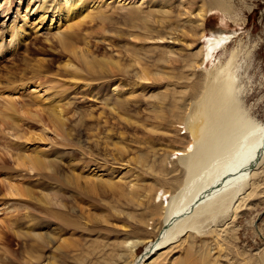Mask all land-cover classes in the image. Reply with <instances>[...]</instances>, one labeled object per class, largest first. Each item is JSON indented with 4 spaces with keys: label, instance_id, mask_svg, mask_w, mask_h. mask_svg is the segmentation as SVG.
Returning a JSON list of instances; mask_svg holds the SVG:
<instances>
[{
    "label": "rangeland",
    "instance_id": "1",
    "mask_svg": "<svg viewBox=\"0 0 264 264\" xmlns=\"http://www.w3.org/2000/svg\"><path fill=\"white\" fill-rule=\"evenodd\" d=\"M158 1L152 7L150 0H109L107 7H99L104 10L102 16L110 17L107 25L88 24L86 20L77 27L76 18L68 20L75 31L86 36V50L92 52L98 45L100 51L94 55L99 59L111 55L120 68L127 70V76L124 78L122 71L107 65L106 84L83 82L89 85L85 91L69 90L62 94L66 121L62 129L22 122L25 141L16 145L29 154L44 151V168L31 172L16 167L18 159L13 145L7 147L0 142V157L3 159L7 153L9 157H4L7 166L21 172L18 175L0 172V264H10L17 250L10 230L23 232L30 218L51 221L46 229H34L53 238L38 264H131L133 258L144 254L148 242H155L171 208H179L186 199L204 192L217 177L238 165L255 144L259 128L264 125V0H216L213 8L208 0H166V5ZM9 3L6 0L0 3V38H4V45L10 41L4 26L14 15L16 0L10 6ZM160 8H165L166 14L157 13L165 11ZM200 9L207 11L206 33L235 34L224 49L204 64L200 53L203 40L192 31L197 23L195 14ZM95 14L89 13L91 17ZM66 25L59 33L66 31ZM57 34L55 30L45 31L36 38L32 31L17 51L4 57L0 64V98L15 95L16 88L7 84V80L32 75V70L24 71L26 63L34 68L40 65L41 74L42 67L45 71L42 79H27L32 83L27 91L29 96L37 85H40L38 92L44 86H58L56 79L63 81L64 84L60 83L64 86L83 81L87 75L77 61L74 65L77 78L56 75L67 60L48 50ZM160 35L167 39L158 38ZM85 46L79 45L77 51L85 52ZM115 87L117 91L113 93ZM212 88L218 105L224 103L220 106L222 123L211 122L220 124L211 129L214 134L208 129L209 123L203 132L206 135L207 130L208 134L200 140L205 142L212 135L214 138L206 140L205 146L201 142L199 146L203 147L199 151L193 149L191 160L188 156L174 159L172 152L183 151L190 140L186 118L207 96V89ZM58 91V88L51 90L48 97ZM115 103L124 106L109 109L108 105ZM195 145L198 149V143ZM71 152L76 153L74 157ZM260 154L254 164L246 167L247 177L239 185L228 187L230 190L216 197L213 205L195 212L193 207L192 214L180 211L179 223L174 222L172 229L176 235L170 243L140 264H264V150ZM180 159L194 164L188 163L192 166L188 168L191 173ZM51 168L57 169L63 183L75 180L84 195L76 194L68 185L46 180L52 175ZM158 173L168 181L163 187L170 202L164 207L155 199L153 203L160 206L156 210L150 206L149 193L162 186L156 179ZM87 183H94L95 190L88 189ZM105 184L106 196H97ZM15 186L19 187L21 197L12 192ZM25 186L31 198L25 193ZM235 189L237 192L231 196ZM4 195L9 201L2 200ZM36 197H43L48 206L39 205L33 199ZM51 213H60L59 216L72 219L78 226L64 228L49 216ZM175 228L181 232L177 233ZM100 231H107V235H101L104 233ZM125 241L142 242L133 258L129 251L121 252ZM23 243L29 245L19 250L21 263L32 264L30 258L39 251L30 246L31 239H23ZM119 254L125 255L120 258Z\"/></svg>",
    "mask_w": 264,
    "mask_h": 264
},
{
    "label": "bare ground",
    "instance_id": "2",
    "mask_svg": "<svg viewBox=\"0 0 264 264\" xmlns=\"http://www.w3.org/2000/svg\"><path fill=\"white\" fill-rule=\"evenodd\" d=\"M4 1L5 0H0V3H3ZM6 1L10 2L9 3V6H10L12 0H6ZM160 1L163 2L161 3V5H166L167 3L166 0H160ZM215 1L216 0H208V4L210 8H213ZM108 2L109 0H16V8L13 13L14 15L11 17V20L4 26V29H6V34H7L6 37L8 36L10 38V41L4 45L3 44L4 38H0V64L4 61L5 59L4 57L6 55H11V53L18 50L17 48H19L20 43L24 42L25 41L24 39L29 37L30 32L33 31L37 38V37H42L45 31L51 32V30H55L58 34L53 39L54 41L49 43L50 47L48 48V50L52 54H55L58 58H63V57L67 58L65 65H63V67L59 69L56 75L58 77H69V78L71 77L72 79L77 78L78 77L77 68L74 67L76 61L78 62V64H80L81 70L84 71L85 74L87 75L86 77H84L83 81L77 82L76 80V81L70 82L69 84L65 85L66 87L64 85H61L60 82H63V81H61L60 79H56V84H58V86H55L53 88H51V86H44L41 88L39 92L36 90L39 89L40 85H37L38 87L37 86L35 87V91H32L31 92L32 95L30 96L27 93V91L29 92V90L31 89L29 87L30 84H32L30 82L31 81L30 79H33V78L42 79V77H44V72H45L43 70L44 67H42V74H41L40 65L34 68L32 66H29V64L26 63L24 64L25 65L24 71L32 70L33 73L31 76H27V77L24 76L23 78H12L11 80H7V84H12L13 88H16V91H13L15 92L16 96L8 95V96L0 98V142L6 144L7 147H9L10 145H13L12 150L15 151L14 155L16 159H18V163L16 167L27 168L29 171L34 172L36 169L44 168L45 163H46L44 151L36 150L35 152L29 154L26 151V149H20L16 145L17 142H21L22 140L23 142L25 141V138L22 133V127H23L22 122L23 121L28 122V124L30 125L33 123L32 124L33 126L37 124L38 126H42L44 128L46 127V125H52L54 127H57V129L58 128L62 129L66 122L64 118V111H63V108L61 107L62 101H63V99L61 98L62 94H64L65 92L69 90L70 92L76 91V90L85 91L86 89L85 86L88 87L89 85L84 84V83L95 81V82H99L102 85L106 84L107 83V69L104 68V66L107 67V65H112L115 68H117L118 71H122L125 74V75L123 74L124 78L127 76V70L120 68L119 62L114 61L111 55H108V56L106 55L107 58H104L103 56L100 59L94 55V52L100 51L98 48L99 47L98 45L95 44L96 49L93 50L92 52L89 50H86L87 43H88L86 41V36H83L80 31H75V26L73 24L71 23L68 24V20L74 19V18L77 19V23H78L77 27H80V25L85 24L86 20L88 24H95V25H101V26L110 24V17L105 18L104 16H102V11L104 10H101V11L99 10V7H102V6L107 7ZM158 2H159L158 0H150V3H151L150 5H152V7L153 6L155 7V5H157ZM159 10H165V8L164 9L160 8ZM87 11L89 12L87 13ZM152 11L154 10L152 9ZM166 11L167 10L162 11V12H157V13L166 14L165 13ZM90 12L96 13L94 15L95 17H91V15H89ZM206 12L207 11L203 9H200L196 12L195 17L197 19V23L192 30L194 33L193 35L198 36L199 40H203V46L201 47V50H200L201 64L206 63L209 59L214 57L215 53L224 49L226 44L229 43L230 39L233 38V36L235 35L234 33H230L229 35H227L225 32H221V31L215 32V33H206L204 31V21L207 15ZM1 15L2 13L0 12V17ZM30 19L32 20V22H30L29 24L28 20ZM17 21H19V23ZM65 25L67 27L65 29L66 31L59 33V30L62 27H65ZM148 31L150 32L151 29H149ZM156 35H158V33ZM157 37L160 39L166 38L161 35ZM173 42L175 43V40H173ZM82 44L86 45L85 52L84 50H80L78 52L77 49L79 45H82ZM27 79H29L30 81ZM140 79H143V78H140ZM56 88L60 89V91H58L59 93H56L48 97L50 95L49 93H51V90H56ZM213 89L214 88L210 89V91H208L207 89V92H206L207 96L201 102H199L197 106H195L191 115L188 114L189 117L186 116L187 117L185 121L186 130H187L190 140L188 144L184 147L183 151H177V152L173 151L172 152L171 155H174V159L179 160V158L184 157V159H186L185 157L187 156L188 158L191 157L192 156L191 153L193 152V149L199 151L200 147L205 146L204 143H206L207 139L204 138V140L206 139L205 142H202L200 139H202L203 136L206 137V135L208 134L207 130L205 131L206 135L205 133H203L206 126L209 127V123L213 125L212 127L210 125L211 128L210 127L208 128L209 130H211V129L216 128L215 126L216 124L222 123L219 117L220 115H223V111L221 107L224 105V103L223 104L219 103L222 105V106L220 105L221 107L218 105V103L216 102L217 100L216 95L215 96L212 95L213 92L211 90ZM116 91H117V87L113 88L112 92L115 93ZM40 92L43 94H41ZM59 94L60 96H58ZM104 105H106L107 107V103H104ZM108 106H111L109 109L114 110V108H118V106L122 108L124 104L120 103L118 105L115 103L114 105L110 104ZM227 107L225 104L226 110H229V108L227 109ZM225 108H223V110ZM81 119L82 118L80 117L79 121H81ZM221 119H223V117ZM214 120H216V122L217 120H219L218 121L219 123L212 124L211 122H213ZM259 131L260 133L258 134L259 136L257 135L258 137L256 138L257 140L255 144L252 146L251 150L248 152L246 157L244 156V159L240 163H238V165L235 164L236 166L231 167L229 172L227 171V174H224V176L220 175L221 176L220 178L217 177V179L213 182V184L210 185L204 192H201L200 194L192 197L191 199L190 198L186 199L185 202L179 206V208L178 206L176 207V209L171 208V210L173 209L175 210L173 211L170 210V212L166 216H164L165 218L164 223L162 227L160 228L158 235L156 236L155 242L150 241L146 244V249L144 251V254L141 257L133 258L138 246L142 244L141 241L140 242L139 241H130V242L125 241L122 244L121 252L124 253L125 251H127L128 253L129 251L130 257L133 258V260L131 261V264H140L145 260L147 261L149 257H152L151 255L155 254L156 251L161 249V247L164 246L168 241H169L168 243H170V240L176 235L174 234L175 230L172 231V229H174L173 227L175 226L174 222L179 223L177 222L178 220L177 215L180 211H183L184 209L185 214L186 213L192 214L193 212H195V210L197 211L203 207L210 205L215 200L216 197L225 193L227 189L229 188L231 189L233 185L234 187L237 184L239 185L245 179V177H247V174L244 173L246 171V167L250 166L251 163H253L255 159H258L257 158L258 154H260V151L264 150V125L259 128ZM214 133L215 132H213V134ZM212 136L211 138L210 137L208 138L207 136L208 138L207 141L212 140V138H214ZM201 142L203 146L202 145L199 146ZM196 143H198V146H199V147L197 146L198 149L195 148ZM204 148H203V151L207 152V150H205L206 148L205 149ZM70 154L71 156L74 157L76 153L71 152ZM4 157L6 159V157H9V156L7 153H4L3 159L2 157H0V160H2L0 161V172L13 173L16 175L20 174L21 172L19 173L18 168L16 169L14 167L7 166V162H6L7 160L4 161ZM12 159L14 162L15 158H12ZM184 159L183 160L180 159V160L184 161L185 164L184 163L183 164L185 166L186 164L188 165V163L191 162L189 161L186 163ZM188 160H191V158H189ZM190 166L189 165L188 167L186 166L187 169L192 168V166L191 167ZM51 172H52V175L48 179L46 178L44 179L49 180L50 182L57 184V185H60V184L65 185V186L68 185L75 193L78 192L79 194H81L80 196L84 195V193L79 190L77 182L75 180H70L69 183H63L61 174L57 171V169L55 170L51 168ZM26 175H29V174H26ZM158 175L161 176L159 173L156 175L157 182L159 183V185L161 184L162 186H160V188H158L157 190L153 189V193H151L152 190H150V193L148 192L149 195L152 194L151 196L152 204L150 206H152V208H156V210H158L160 206H157L153 203L155 199H157L161 203L162 206L165 204L164 207L168 206V203L170 202V201L169 202L167 201V197H169L168 191H166V189H164L163 187L164 183L168 184V181L165 180L163 177H159ZM34 176L35 174L32 175V178H34ZM18 177L23 178V179L26 178L25 176H21V175H19ZM188 182L189 181H187L186 183ZM184 183H185V180H184ZM19 185L23 186V184L21 183H19ZM87 186H88V189H90L91 191L95 190L94 183L93 184L87 183ZM23 189L25 193L28 195V197L31 198V192L29 191L27 186H25V188ZM236 190L237 189L233 190L232 193L230 192L231 196H233L237 192ZM12 192H15V195H17L18 197H21V193L19 192V187L17 186L12 187ZM12 192L9 193V196L13 195ZM106 194H107V184L104 185V188H101V191L97 192V196H106ZM33 199L37 201L38 204L41 206H44V207L48 206V204L44 202L43 197H36ZM131 199H134V198L131 197ZM2 200L4 202L9 201L6 195L2 197ZM59 206L62 209V211L66 213L65 206L61 203L59 204ZM193 207H195V209L192 212L191 208ZM59 215L61 214L57 213L56 215V214L51 213V215L49 216H51V218L54 219L55 221L61 223L64 226V228L70 227L74 229V227L78 226V224L72 219H65L64 217H61ZM28 216L29 215L27 214L26 217L28 218ZM37 220L38 219L30 218L28 220L30 224L28 225L26 230H24L23 232L14 231L13 229L10 230L9 233H10L11 239L13 241H16V245H17V250L15 251V254H14V260L10 259V264H22L19 258V250L20 248L25 249V247L29 245L27 243L24 244L23 239H27V240L31 239L30 246L39 251V254L35 255L34 257L32 256L30 258V260H32V264H38L42 262L41 253H43V251L49 246V244H52L51 239L53 238L52 236L50 237L44 236L42 232H35L34 229L40 228V227H43L46 229V226L50 225L51 221L46 220V219H39L38 221ZM178 226H180V224H178ZM176 230H177V233L181 232L180 229L179 231L178 229ZM182 230H184V228ZM106 232L104 231L101 232V233H104L101 235H107ZM45 240H46V243H45ZM124 255L125 254H122V255L119 254L118 257L121 258Z\"/></svg>",
    "mask_w": 264,
    "mask_h": 264
}]
</instances>
